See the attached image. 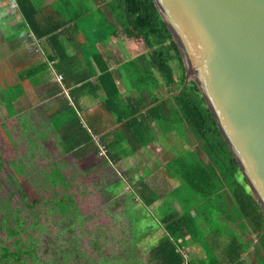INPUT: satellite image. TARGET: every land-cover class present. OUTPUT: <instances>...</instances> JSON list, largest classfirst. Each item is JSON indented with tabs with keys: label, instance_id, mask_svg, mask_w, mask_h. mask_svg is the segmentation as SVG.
Masks as SVG:
<instances>
[{
	"label": "crops",
	"instance_id": "obj_1",
	"mask_svg": "<svg viewBox=\"0 0 264 264\" xmlns=\"http://www.w3.org/2000/svg\"><path fill=\"white\" fill-rule=\"evenodd\" d=\"M29 1L41 27L56 30L40 39L20 31L24 19L17 1L0 0V22L5 21L0 64L17 76V82L7 81L4 89L19 86L12 108L3 104L2 118L16 117L14 129L22 131L27 142H42L66 158L70 183L81 189L79 196L96 191L101 198L123 199L115 201L111 222L120 231L141 232L128 236L144 263L149 249L183 218L176 246L184 264H264V255L255 253V237L239 229L240 220L228 221L220 211L219 196L226 198L227 206L230 201L217 180L214 189L211 182L209 194L196 189V169L207 157L172 90L149 64L143 43L108 33L101 25L108 16L100 5L107 0ZM75 3L86 9L77 12ZM16 102L26 103V114ZM64 110H69L70 119L60 122ZM29 118L36 125H28ZM41 119L45 128L38 135ZM98 145L105 157L98 156ZM205 196L210 200L205 202ZM233 212L228 211L231 216ZM143 219L156 227H144ZM227 226L239 231L237 238L222 236ZM148 228L149 233L143 232Z\"/></svg>",
	"mask_w": 264,
	"mask_h": 264
},
{
	"label": "trees",
	"instance_id": "obj_2",
	"mask_svg": "<svg viewBox=\"0 0 264 264\" xmlns=\"http://www.w3.org/2000/svg\"><path fill=\"white\" fill-rule=\"evenodd\" d=\"M16 1L18 11L24 19L20 23L21 31L26 34L29 31L37 39L52 35L56 28L41 27L35 17L34 3L29 0ZM82 7L83 5L80 8ZM80 8L75 3L77 12ZM104 9L108 18L104 17L101 25L108 33L124 34L142 42L148 50L149 64L158 71L164 85L172 90L173 100L180 114L206 155V162L202 163L200 169H196V189L209 194L211 182L214 189L217 180L219 190L226 191L230 201L228 209L226 198L219 196L220 211L228 221L240 220L239 229L252 234L256 239L255 253L264 255V214L248 190L245 180V185L239 181L238 164L197 86L192 81L185 84V68L180 52L153 1L107 0ZM90 11L95 13V10ZM97 11L104 16L103 10ZM177 70L179 72L176 73ZM34 72L31 71L32 74ZM18 94V85L12 89H0V104L12 108V100ZM186 180L191 182V177L186 176ZM50 182L54 183L55 179ZM59 183L63 189L68 188V182H64L63 178ZM206 200L209 201L210 197L205 196L204 201L207 202ZM39 207L45 209L41 210ZM230 209L234 211L233 216L228 213ZM42 214L46 216L42 217ZM182 220L180 218V222L176 221V229L168 232L157 246L151 247L147 255L146 251L142 253L146 255V263L141 264H184L183 256L176 246L181 225L179 223ZM82 221L84 220L69 194L53 192L43 203L31 205L26 198L12 201L11 197L0 193V264H106L108 258L101 259L99 255L89 258L80 251L79 238L76 235L71 237L76 224L82 225ZM128 231L131 236L130 230ZM90 243L92 244L91 241ZM92 245L95 250L94 244ZM140 254L141 250L132 244L123 253L126 264H136Z\"/></svg>",
	"mask_w": 264,
	"mask_h": 264
},
{
	"label": "water",
	"instance_id": "obj_3",
	"mask_svg": "<svg viewBox=\"0 0 264 264\" xmlns=\"http://www.w3.org/2000/svg\"><path fill=\"white\" fill-rule=\"evenodd\" d=\"M264 214V0H152Z\"/></svg>",
	"mask_w": 264,
	"mask_h": 264
},
{
	"label": "rangeland",
	"instance_id": "obj_4",
	"mask_svg": "<svg viewBox=\"0 0 264 264\" xmlns=\"http://www.w3.org/2000/svg\"><path fill=\"white\" fill-rule=\"evenodd\" d=\"M100 7L104 10L103 4ZM92 9H94L93 5L90 10ZM4 23V20L0 22V29H3ZM2 41L3 39L0 38V51ZM15 72L14 69H8L2 63L0 64L1 90L7 87V81L10 83L15 79L17 82ZM177 72L179 71L177 70ZM0 98L2 97L0 96ZM63 100L64 98H62V102ZM15 105L18 109H24L26 103L16 102ZM2 107L3 105L0 104V193L4 196L11 197L12 201H19L26 198L27 202L31 205L43 203L44 200L50 198L53 192L57 194H69L70 199L74 201L76 209H78L84 220L82 221V225L77 223L76 229H73L71 232V237L72 235H76L79 238L78 244L80 251L88 255L89 258L96 255H99L101 259L108 258L109 261L106 264L110 262L112 264H126L123 253L132 245L130 240L131 236H128V229L120 231L111 222L114 221L111 215L114 217L113 211L117 210V207H115L116 202H122L123 199L101 198L98 196L100 192L96 191L84 192L89 195L88 197L84 195L79 196L81 189L73 182L70 183V165L66 164V158L61 157L59 151L47 150L45 144L42 142H38V145L35 146L32 140L27 142L24 133L18 129H14L17 126L16 121L18 119L16 117L13 120L2 118ZM25 110L26 108L24 109V114H26ZM59 117H61L59 119L60 122L70 119L69 110H64ZM29 119L31 123L28 122V125H36L34 119ZM41 120L39 121L40 130L37 133L38 135L43 134L45 128L44 119ZM55 171L59 173H54ZM62 178L64 182H68L67 189H63V186L59 183V180H62ZM54 179V183L50 182L54 181ZM238 179L245 185L241 173H239ZM171 200L173 201V199ZM39 208L41 210L45 209V207ZM110 210L112 214H110ZM45 216V214H42V217ZM214 216L215 213L212 212L211 218ZM143 220L142 225L144 227H148L149 224L152 225L151 228L153 229L156 227L150 219ZM54 229L55 231L57 230L56 228ZM143 232L149 233L150 229L148 228ZM238 232L237 229L232 230L230 226L222 228L223 237L235 236ZM131 233L135 235L141 232L131 231ZM90 241L94 244L95 250H93V245ZM136 261V264L145 262L139 258Z\"/></svg>",
	"mask_w": 264,
	"mask_h": 264
},
{
	"label": "built area",
	"instance_id": "obj_5",
	"mask_svg": "<svg viewBox=\"0 0 264 264\" xmlns=\"http://www.w3.org/2000/svg\"><path fill=\"white\" fill-rule=\"evenodd\" d=\"M57 79H58V81H60V80H61V77H58ZM98 146H99V145H98ZM98 156H99V157H105V156H106V152H105V150L102 149L100 146H99V150H98Z\"/></svg>",
	"mask_w": 264,
	"mask_h": 264
}]
</instances>
